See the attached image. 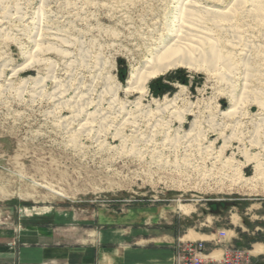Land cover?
Listing matches in <instances>:
<instances>
[{
	"label": "rangeland",
	"instance_id": "obj_1",
	"mask_svg": "<svg viewBox=\"0 0 264 264\" xmlns=\"http://www.w3.org/2000/svg\"><path fill=\"white\" fill-rule=\"evenodd\" d=\"M231 3L201 0L208 7L218 4L223 8ZM175 5V0H0V237L22 235L26 228L44 227L54 219L56 231L66 235L69 243H76L86 238L85 232L96 230L93 222L99 216L102 221L115 216L125 222L143 215L141 222L159 220L161 227H165L164 221L178 217L180 234L197 230L206 219L225 229L235 228L239 233L235 246L247 251L264 246V180L252 185L241 182L254 171V164L248 165L243 153L252 156L253 162L259 160L263 169L264 153L246 143L242 146L238 140L240 132L243 138L248 136L251 120L260 111L244 100L236 113L237 117L240 112L245 115L246 127L240 131L239 126L236 133L226 128L220 137L212 136L210 129L233 119L219 113L228 107L230 95L236 99L242 95L240 46L231 50L222 45V54L232 52L227 58L232 61L229 69L209 75L201 69L178 67L156 79L166 89L163 95L152 86L155 80L143 97L123 93L128 73L164 36L165 19ZM237 26L240 28V22ZM241 29L247 32L241 30L243 37L251 35L247 38L250 43L263 44L259 31L246 30L244 25ZM34 43L52 48L33 55ZM255 53L253 59L262 54ZM178 71L184 75L175 77ZM23 79L28 83L24 85ZM256 83L251 86L264 90ZM78 87L94 103L91 112L98 107L115 117L121 108L135 115L139 110L149 113L153 122L161 119V125L142 124L138 131L125 127L119 132L124 139L114 136L110 127L100 132L98 141L85 134L61 136L55 132L52 118L69 112L54 111L50 94L57 90L63 93V100L73 101ZM176 94L180 99L168 106L166 102ZM135 101L140 102L139 107L134 106ZM182 117L186 123L181 126ZM194 118L199 125L198 143L210 150L206 155H191L181 146L183 133ZM224 137L230 139L221 150ZM232 163L241 167V179L228 169ZM178 204L194 211L177 213ZM108 214L112 216L108 218ZM232 221L240 228L231 225ZM100 226L97 230L107 228ZM225 242L229 243L227 238ZM249 264H264V254L249 257Z\"/></svg>",
	"mask_w": 264,
	"mask_h": 264
},
{
	"label": "bare ground",
	"instance_id": "obj_2",
	"mask_svg": "<svg viewBox=\"0 0 264 264\" xmlns=\"http://www.w3.org/2000/svg\"><path fill=\"white\" fill-rule=\"evenodd\" d=\"M215 1L217 2V0H215ZM175 3H176V5L174 7V12H171L165 19V23H164L165 34H164V36H162V38L159 39L158 42L156 44H154L152 48L149 47L151 49V52L149 51L150 54H148V56L144 57L141 60L140 65L136 69L131 70L128 73V78L125 81L123 93L127 96L131 95L132 93H136V94H139L140 97H143L147 93V91H148L147 86L151 81H154V80L156 81V79H158L160 76L164 75L166 72H168L172 69H176L178 67H184V68L196 69V70L201 69V70H204V72L205 71L208 72L209 75L216 72V70L229 69L230 68L229 63L232 61L230 59V62H229V60H227V58H228V56L232 55L231 50H236L235 48L238 49L239 48L238 46H240V49H239L240 52L239 53H240L241 59L240 58L239 59L241 60L240 63H241V65H243V68H244V69L241 68L243 71L240 72V80L242 81V87H243L242 95L240 96V99H236L235 98L236 96L230 95L229 96L230 101L228 103V107L225 110H221L219 113L220 116L223 118H226V119H230V118L232 119L233 118V119L230 122H228V124H221V125H217V124L211 125L210 124L211 125L210 129L212 132V136L219 135V137L224 136L223 132L226 128H230V130L233 133H236L237 129L240 126V131H241V129H243V127H246L244 125L245 123H243V121H242V117H244L245 115L241 114L242 112H240L239 113L240 114V116H239L240 120H239V117H237L236 112H238L237 111V109L239 107L238 105H241L244 100L248 99L250 101V103H252L258 107L260 113H259L256 120H251V125H250L251 129H250V131L247 132L248 136L243 138L242 133L240 132V139H238V140H240V144L242 146L244 145V143H246L250 147L257 148L264 153V142H263L264 141V90H262L260 87H257V88L254 87L253 88L251 86L252 85L251 83H253L255 81L258 84H261L262 86H264V69H262V67L264 66V50H263L264 49V0H232L231 5L229 4L228 7H223V8L220 7L221 5L219 6L218 4L214 5V6H210V7L204 6V5H202L203 3L201 4V0H175ZM239 22H240V28H238V26H237ZM243 25L246 28V30L248 28L250 30L255 29V30L259 31L258 33L259 34L261 33V35H262V39H263L262 43L263 44L258 45L259 42L257 43V45H255L254 42H253L254 44L250 43L251 40L249 41L248 39L250 38L251 35L250 36L248 35V37H246V38L243 37L244 34L243 35L241 34V30L245 31L244 29H241L243 27ZM239 29H240V31H239ZM246 34H247V32H246ZM40 35H43V34H40ZM261 35H260V37H261ZM51 36H50V38H51ZM251 39H252V37H251ZM46 40H48V39H46ZM51 40H50V42H51ZM39 42H42V41H39ZM34 44L36 45V48L33 52V55L35 53L36 54L39 53L43 49L46 51L48 49V51H49V49L52 48V46L50 47V45H49V48L45 49V46L48 47L47 44H45V46H43L40 43H34ZM223 44H225L227 47H230V49H231V50L226 51V52L224 50V54H222V50H223L222 45ZM149 48H148V50H149ZM59 50L60 49H58V53H59ZM254 51L256 53H258L257 55H259V53L260 54L262 53V54L260 56L255 55V58L253 59L252 54ZM41 52H44V51H41ZM50 52H51V50H50ZM234 56H235V54H234ZM234 56H233V58H234ZM33 57H35V56H33ZM36 57H38V56H36ZM29 58L31 59V57H29ZM35 58H32V59L36 61V59H38V58H36V59ZM33 60H32V63H33ZM254 65H256V66H254ZM27 66H28V64H27ZM29 66H30V64H29ZM231 66H232V64H231ZM2 67H3V65H2ZM23 67H24V65H23ZM25 68H27V67H25ZM226 73H224V74H226ZM13 74H14V72H13ZM216 74H218V73H216ZM216 74H215V76H217ZM219 75H220V72H219ZM231 75L233 76V74H231ZM32 80H34V79L32 78ZM28 81L29 80H27V79H23V84L25 85L26 83H28ZM221 82H222V80H221ZM227 82H229V80H227ZM226 84H228V83H226ZM38 86H39V84H38ZM108 88L110 89V87H108ZM108 88H107V90H108ZM44 90H45V88H44ZM107 94H109V93L107 92ZM85 95H86L85 93L81 92V87H78L76 89V92L74 93V100L73 101L63 100V93L59 92L57 90L53 91V93L50 94L49 99L53 104L54 111H56L55 109H61L62 108L63 110H66L69 112V115L67 114L66 116H63L61 114V112L60 113L58 112L59 114L54 116L55 119L52 118V121H53L52 125L54 126L56 133L60 134L61 136L72 137V138L76 137V136H81L82 134H85V135H87L91 138H95L97 140L98 139L97 137H99L100 132L102 130L104 131V128L110 127V128H114V130H115L114 136H116L120 139H124L122 136H119V134H121L119 132H120V129L122 131L123 128H125V127H130V128H132L133 131H138V129L140 128V126L142 124H146L147 127H152V128L157 127L159 124L161 125V123H160L161 119L156 118L153 122L152 119L149 118V116H150V115H148L149 113H144V112H141L139 110H138L137 114L135 115V114L130 113V111L126 112L124 108H121L118 111L116 110L117 115L115 117L111 116L112 112H111V114H109V112L107 113V112L99 110L98 107L94 108L93 111L91 112V110H92L91 107L93 106L92 105L93 102L91 103V101H89L87 98H85ZM178 98L179 97L176 94L171 99H169L166 103L168 104V106L174 105L176 103V101H178ZM163 99H165V98H163ZM139 100L141 101V99H139ZM139 103H140L139 101H137V102L135 101V103H133V104H134V106L139 107ZM156 105H158V103ZM123 107H125V106H123ZM100 108H102V107H100ZM154 108H156V107H154ZM157 108H159V107L157 106ZM138 109H140V108H138ZM189 112L190 111H188V115L189 116L192 115V114H189ZM182 116H183V114H182ZM179 123L182 126L184 123H186V118L182 117V119L180 120ZM197 126H199L198 122H197L196 118H194L190 122L189 128L186 131H184V133H183V139H182L183 141L181 143V146H182V148H184L185 152L191 153V155L194 152H198L199 154L206 155L207 151H210V150H207V147H205V148H204V146L201 147L202 144L200 145L198 143V139H197L198 136H195L197 133L196 132ZM106 131H107V128H106ZM156 132H154V133H156ZM200 136L202 137L201 134H200ZM200 136H199V138H200ZM259 137H262V140H259ZM229 139H230V137L229 138L224 137V140L222 143L223 148L221 150H223L224 148L227 147V145L229 143ZM150 141H149V143H150ZM124 144H126V143H124ZM173 145H175V144H173ZM175 146H177V145H175ZM243 155L245 156L246 162L248 165H249V163L254 164L253 165L254 171H253V175L251 177L242 178L241 182H243L245 184L252 185V184H256L259 181H263L264 180V169H263L262 163L259 162V160L258 161L255 160V162H253L254 158L252 156L246 154V152L243 153ZM187 156H188V154H187ZM238 166L239 165L232 163V165H230V167L228 168L230 171H232L233 176L234 177L236 176L237 179H239L240 175H241L240 174L241 173V169H240L241 167L239 168ZM231 178L233 179L232 176H231ZM174 210H175V212L181 213L183 215L191 214L194 211V209L187 208L181 204H178L174 208ZM248 253L251 256L263 255L264 246L260 245V244L256 245ZM213 255L215 257L219 256V254L217 252L214 253Z\"/></svg>",
	"mask_w": 264,
	"mask_h": 264
},
{
	"label": "crops",
	"instance_id": "obj_3",
	"mask_svg": "<svg viewBox=\"0 0 264 264\" xmlns=\"http://www.w3.org/2000/svg\"><path fill=\"white\" fill-rule=\"evenodd\" d=\"M110 216L108 214V218ZM112 217L107 221H102L100 216L94 219L96 230L85 232L86 238L76 243H69L66 235L56 231L54 227L58 222L54 219L44 227H28L22 235L8 239L1 236L0 264H173L175 247L179 242L202 241L207 252L216 251L220 255L221 249L215 248L212 242L218 233L225 232L227 241L233 246L237 239L235 236L239 234L234 232L235 228L225 229L206 219L197 230L191 228L180 234L178 217L164 221L165 227H161L159 220L141 222L143 215L139 220L131 221L134 220L131 217L125 222ZM96 226L107 228L97 230ZM228 233L234 237H228Z\"/></svg>",
	"mask_w": 264,
	"mask_h": 264
},
{
	"label": "built area",
	"instance_id": "obj_4",
	"mask_svg": "<svg viewBox=\"0 0 264 264\" xmlns=\"http://www.w3.org/2000/svg\"><path fill=\"white\" fill-rule=\"evenodd\" d=\"M225 232L218 233L213 240L214 247L221 249V254L215 257V251L207 252L204 242H179L175 247L173 264H249V253L226 243Z\"/></svg>",
	"mask_w": 264,
	"mask_h": 264
},
{
	"label": "trees",
	"instance_id": "obj_5",
	"mask_svg": "<svg viewBox=\"0 0 264 264\" xmlns=\"http://www.w3.org/2000/svg\"><path fill=\"white\" fill-rule=\"evenodd\" d=\"M174 75H175V77L179 78L180 76L184 75V72L178 71V72H175ZM176 80H178L179 82L182 81V79H176ZM182 82H184V81H182ZM152 86L155 87L158 92H160L159 93L160 95H163L166 92V89L164 88V86H160V82L159 81H155L152 84Z\"/></svg>",
	"mask_w": 264,
	"mask_h": 264
}]
</instances>
